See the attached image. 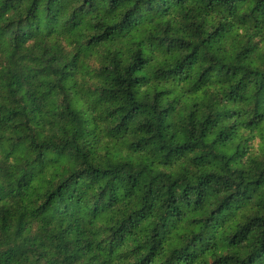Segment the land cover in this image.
<instances>
[{
    "label": "clouds",
    "instance_id": "obj_1",
    "mask_svg": "<svg viewBox=\"0 0 264 264\" xmlns=\"http://www.w3.org/2000/svg\"><path fill=\"white\" fill-rule=\"evenodd\" d=\"M0 264H264V0H0Z\"/></svg>",
    "mask_w": 264,
    "mask_h": 264
},
{
    "label": "trees",
    "instance_id": "obj_2",
    "mask_svg": "<svg viewBox=\"0 0 264 264\" xmlns=\"http://www.w3.org/2000/svg\"><path fill=\"white\" fill-rule=\"evenodd\" d=\"M149 251H151V249H149Z\"/></svg>",
    "mask_w": 264,
    "mask_h": 264
}]
</instances>
